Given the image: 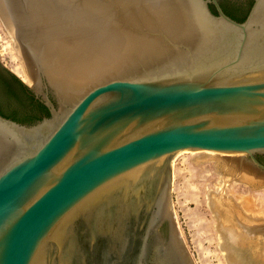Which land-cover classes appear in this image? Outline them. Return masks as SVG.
Here are the masks:
<instances>
[{
    "label": "water",
    "instance_id": "water-1",
    "mask_svg": "<svg viewBox=\"0 0 264 264\" xmlns=\"http://www.w3.org/2000/svg\"><path fill=\"white\" fill-rule=\"evenodd\" d=\"M0 21L49 113L0 114V264H197L172 160L242 156L264 175V0L241 23L216 0H0ZM213 203L228 260L264 264V225Z\"/></svg>",
    "mask_w": 264,
    "mask_h": 264
},
{
    "label": "rangeland",
    "instance_id": "rangeland-1",
    "mask_svg": "<svg viewBox=\"0 0 264 264\" xmlns=\"http://www.w3.org/2000/svg\"><path fill=\"white\" fill-rule=\"evenodd\" d=\"M13 44L0 21V63L25 86H30ZM231 157L235 156L210 152H183L172 160L171 199L175 226L197 264H227L219 246L216 222L208 205L209 193L215 192L221 181L226 182L221 186L225 195H249L254 208L264 210V185L251 188L236 180L222 166L221 160ZM240 158L244 159L242 156Z\"/></svg>",
    "mask_w": 264,
    "mask_h": 264
},
{
    "label": "bare ground",
    "instance_id": "bare-ground-1",
    "mask_svg": "<svg viewBox=\"0 0 264 264\" xmlns=\"http://www.w3.org/2000/svg\"><path fill=\"white\" fill-rule=\"evenodd\" d=\"M23 70L24 72L25 71L27 72L24 66H23ZM245 160L240 157H231V158H225L224 160L222 159L221 161L223 163L222 166L225 167L226 171L229 172V174H231L239 182L247 184L251 188H259L260 186H263L264 185V175L255 172L251 168L248 161L247 160L245 161ZM225 184H226L225 181H221L219 184L220 187L217 188L215 192L209 193L208 205H209L210 210L213 213V216L216 222L215 229L217 231L220 249L223 252L226 263L232 264L228 260L220 217L214 209L213 195H215V193L218 194L220 201L226 202L236 212L240 224L264 225V210L255 209L252 199L249 195L240 196V197L239 196L233 197L232 195L231 196L225 195L221 191V186H224ZM167 218H168V210H167Z\"/></svg>",
    "mask_w": 264,
    "mask_h": 264
},
{
    "label": "flooded vegetation",
    "instance_id": "flooded-vegetation-1",
    "mask_svg": "<svg viewBox=\"0 0 264 264\" xmlns=\"http://www.w3.org/2000/svg\"><path fill=\"white\" fill-rule=\"evenodd\" d=\"M216 1L218 3V6L220 7L222 12L226 16H228L230 19H232L236 22L241 23L246 19L247 15L249 13V10L253 5L254 0H216ZM209 8H210L212 13L216 14V10H215V7L213 6V4H209ZM14 77H16V76L7 72L6 68H4V66L0 63V88H1V91H3L4 89L8 90V88H10V87L15 88ZM20 83L23 85V83L21 81H20ZM24 88H25V94L28 96H31L30 94H28L25 86H24ZM19 90L22 91L21 89H19ZM35 115L40 116L41 118H43L45 116L44 114L37 113V110H36ZM24 124H28V123L25 122ZM256 159L260 164H262L264 166V156H256Z\"/></svg>",
    "mask_w": 264,
    "mask_h": 264
},
{
    "label": "trees",
    "instance_id": "trees-1",
    "mask_svg": "<svg viewBox=\"0 0 264 264\" xmlns=\"http://www.w3.org/2000/svg\"><path fill=\"white\" fill-rule=\"evenodd\" d=\"M15 81V88H8V92L13 96L10 97L9 99L3 96L4 92L1 91L0 88V114L8 119H11L13 121H16L18 123L24 124L27 122L28 124H32L36 121L41 120L42 118L40 116L33 115L31 117H23L22 119L19 118V112L20 109L16 108V106L13 104L12 99L14 98L15 100H18L22 105H24V102H27L29 106H31L35 111L37 110V113L44 114V117H48L49 113L48 110L37 100H34L32 96H28L25 94V88L24 86L20 83V81L14 77ZM21 89V93L19 94L17 89ZM6 91V90H5ZM1 105H5L6 108L8 109L7 112H4L1 108ZM22 114V113H21Z\"/></svg>",
    "mask_w": 264,
    "mask_h": 264
}]
</instances>
